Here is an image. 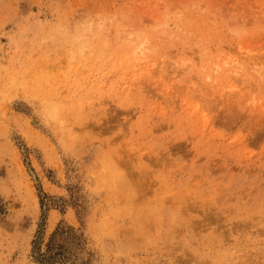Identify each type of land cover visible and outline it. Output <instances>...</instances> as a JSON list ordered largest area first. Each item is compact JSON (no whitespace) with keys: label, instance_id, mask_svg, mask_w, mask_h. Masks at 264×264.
Masks as SVG:
<instances>
[{"label":"rangeland","instance_id":"1","mask_svg":"<svg viewBox=\"0 0 264 264\" xmlns=\"http://www.w3.org/2000/svg\"><path fill=\"white\" fill-rule=\"evenodd\" d=\"M0 264H264V0H0Z\"/></svg>","mask_w":264,"mask_h":264},{"label":"trees","instance_id":"2","mask_svg":"<svg viewBox=\"0 0 264 264\" xmlns=\"http://www.w3.org/2000/svg\"><path fill=\"white\" fill-rule=\"evenodd\" d=\"M52 252H53V251H52ZM54 254H55V253H51L50 248H49V251L46 252V253H42V254L39 256V259H40L41 261H43V260H48V259H51L52 256H53Z\"/></svg>","mask_w":264,"mask_h":264}]
</instances>
